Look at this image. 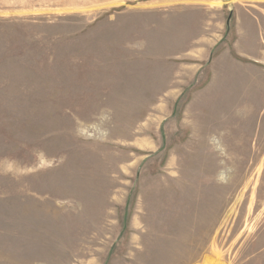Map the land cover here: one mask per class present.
Segmentation results:
<instances>
[{"label": "rangeland", "instance_id": "rangeland-1", "mask_svg": "<svg viewBox=\"0 0 264 264\" xmlns=\"http://www.w3.org/2000/svg\"><path fill=\"white\" fill-rule=\"evenodd\" d=\"M123 17L0 18V264L264 246V64L241 59L231 83V59L173 57L205 29L233 39L220 8Z\"/></svg>", "mask_w": 264, "mask_h": 264}, {"label": "crops", "instance_id": "crops-1", "mask_svg": "<svg viewBox=\"0 0 264 264\" xmlns=\"http://www.w3.org/2000/svg\"><path fill=\"white\" fill-rule=\"evenodd\" d=\"M220 1L221 5H218L217 3ZM257 7L263 9L262 15L255 13ZM215 8H220L227 13L228 21L230 20L231 24L228 33L235 34L233 39L230 40L228 35L209 36L208 30L205 29L194 36L195 38H189L191 42L189 48L176 52L173 57L203 60V64L206 66L202 72L211 74L218 73L214 69L218 64H224L222 62L224 59H231L232 68L228 66V71L221 70L219 72L231 74V76L219 78L221 81L224 79L226 82L234 83L236 80H240L239 77L234 76V68H236L235 66L239 68V64H242L241 59H247L249 66L257 67L258 64H264L262 61L264 57V0H0V18L46 16L49 13L58 12L92 13L102 11L107 14L109 23L116 21L122 27L124 23L126 25V17L123 16L131 10L171 9L178 13L195 9L209 11ZM119 13L121 18H114ZM97 20L98 18H94L95 23L89 25L88 29L95 26ZM208 25L207 21L205 27ZM210 57H212L211 61L208 60ZM204 60L207 64L204 63ZM189 65L194 67L192 64ZM208 67H210V71H208ZM191 72H197V70L194 69ZM243 80L249 82L250 79L247 77ZM190 82L188 80V83ZM250 244L244 243L242 246ZM239 246L225 256L217 251L219 249H213L193 264H264V246L249 254L242 253L243 247Z\"/></svg>", "mask_w": 264, "mask_h": 264}]
</instances>
